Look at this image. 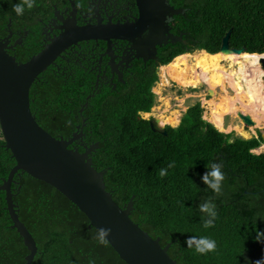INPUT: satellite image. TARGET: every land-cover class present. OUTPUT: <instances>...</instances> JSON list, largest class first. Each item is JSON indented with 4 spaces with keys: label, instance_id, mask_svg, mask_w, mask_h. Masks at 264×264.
Masks as SVG:
<instances>
[{
    "label": "trees",
    "instance_id": "16d2710c",
    "mask_svg": "<svg viewBox=\"0 0 264 264\" xmlns=\"http://www.w3.org/2000/svg\"><path fill=\"white\" fill-rule=\"evenodd\" d=\"M18 2L0 0V32L10 20L15 24L27 16L28 10L22 16L13 11ZM178 2V9L188 11L175 18L174 27L194 41L190 48L180 42L162 48L157 66L195 51L217 54L229 30L231 48L264 54V0ZM26 28L34 32L36 27ZM157 66L135 71L119 92L91 98L90 91L73 96L72 89L50 73L49 83L31 89V112L56 139H69L84 124L85 144L76 147L83 152L85 145L98 143L90 158L97 171L107 170L106 190L119 207L134 197L131 220L153 239L160 238L162 247L171 244L168 254L177 264H254L264 255V245L255 241L257 230L264 231V153L252 151L264 145V138L259 134L232 140L231 134L220 132L226 130L204 120L199 103L188 108L177 127L166 126V136L153 132L141 114L155 104ZM0 138L1 185L16 162L4 147L1 131ZM213 162L222 164L225 175L219 195L201 181ZM161 169H167L166 176L159 175ZM11 190L19 219L37 245L32 264H125L108 243H98L85 215L50 185L19 172ZM209 198L217 219L214 227L205 229L206 214L198 206ZM11 225L5 192L0 191V264H24L29 252ZM191 235L214 239L216 251L199 255L188 249L185 241Z\"/></svg>",
    "mask_w": 264,
    "mask_h": 264
},
{
    "label": "water",
    "instance_id": "95a60500",
    "mask_svg": "<svg viewBox=\"0 0 264 264\" xmlns=\"http://www.w3.org/2000/svg\"><path fill=\"white\" fill-rule=\"evenodd\" d=\"M143 8V22L153 29L155 44L185 43L182 36L166 35L167 17L183 15L182 9H175L166 0H139ZM127 29H126V28ZM117 25L98 26L67 31L66 36L57 38L27 63L18 64L5 51L0 41V131L5 141V149L11 152L16 164L0 185L5 192L6 210L15 229L22 237L29 252L24 264H32L37 254V245L26 226L20 221L18 206L13 202L11 185L17 173L42 181L74 204L89 221V229L109 228L111 235L108 244L125 264H177L168 254L171 244L162 247L160 238L153 239L147 232L130 218L134 207L133 198L119 207L113 200L112 193L106 190L104 176L107 170L97 171L90 155L98 148V143L84 146L80 152L74 143L84 136L83 126H77L69 139H56L46 132L36 121L30 109V88L37 76L71 44L79 40L92 39L102 35L107 38H126L130 27ZM99 35V36H97ZM231 30L222 39L218 53L224 55L245 54V48H231L229 45ZM129 36V34H128ZM259 55V54H257ZM260 64L264 70V54ZM162 67V66H161ZM264 80V78H263ZM209 90V95H212ZM87 106V103L85 104ZM83 110V109H82ZM80 110V113L82 112ZM237 116L246 126H254L249 115L238 113ZM160 120H150V128L166 136V126ZM73 146L72 148H69ZM20 187L18 188V190Z\"/></svg>",
    "mask_w": 264,
    "mask_h": 264
},
{
    "label": "flooded vegetation",
    "instance_id": "af4514ba",
    "mask_svg": "<svg viewBox=\"0 0 264 264\" xmlns=\"http://www.w3.org/2000/svg\"><path fill=\"white\" fill-rule=\"evenodd\" d=\"M166 1L178 9L179 0ZM32 9L25 8L28 10L26 17L15 24L10 20L7 30L0 32V41L5 45L6 53L18 64L27 63L57 38L66 36L70 27L82 29L117 25L130 29L129 33L127 31L122 35L126 38L112 39L103 37L110 35H97L99 37L79 40L67 46L37 76L30 92L39 82L49 83L51 74L69 86L73 96L85 95L89 91L90 98L119 92L135 71L157 66L161 49L171 45L162 41L161 45L155 44L153 29L148 26V22L142 23L143 8L139 0H35ZM182 10L183 15L188 11ZM176 17L166 18L165 36H182L185 41L182 44L190 48L194 40L185 39L187 33L174 27ZM28 25L36 27L34 32L26 28ZM34 42L37 43L36 47ZM160 67L157 66L156 71ZM81 144H85L82 139L73 146L80 147Z\"/></svg>",
    "mask_w": 264,
    "mask_h": 264
},
{
    "label": "rangeland",
    "instance_id": "374dc122",
    "mask_svg": "<svg viewBox=\"0 0 264 264\" xmlns=\"http://www.w3.org/2000/svg\"><path fill=\"white\" fill-rule=\"evenodd\" d=\"M196 52L198 51H195L193 53L195 54ZM193 53H187V54H193ZM204 54H206L208 57L199 60V71L203 74L204 77L209 78L208 76V70H209V73L211 75L209 81H215L213 77L218 80L219 88H216V90L214 91L215 99L212 98V96L214 95H209V87L203 83H200V85L198 84L195 87H186V86L179 87L174 81L170 80L169 78L164 79L161 75L162 67H160L157 70L158 81L154 84L152 88V92L155 95V104L149 113L141 114V117L146 120H153L155 118H158L160 119L159 124L161 126L165 125L175 128L179 125L181 118L186 113L188 108L192 107L196 103H199L203 110V118L204 120L207 121L211 114V106H210L211 104L215 105L214 109L216 114H222L225 113L226 111L228 112L233 111L235 110V106L234 104H232V101L238 100L240 97V92L243 91V93L247 95L248 98H250L248 96L249 93L251 94V96L257 97L255 103H261L260 107L262 109L260 110L262 111V113H259L261 115L259 114L256 115L255 113H253L254 115L253 116L252 112L250 113L249 109L244 108L241 110L238 108V110H236L234 114L224 116L223 126L226 131L224 132L220 131V132L224 134H231L232 140H234L235 138H242L244 140H249L252 138H257L259 134L262 135L264 138V80H263L264 70L263 71L261 70L262 71L261 73L258 68L255 69L253 65L250 64L251 67L250 65H248V60L251 61L250 57H254L257 59L260 58V56L259 55L255 56L250 54L235 55L237 57L233 56L234 60L232 63L226 61L224 62L219 61L217 63L214 59H216V57L224 56V54L217 53L214 55H208L205 52ZM241 57H243L244 59H241ZM235 58L237 61L235 60ZM253 63L256 64L255 62ZM250 70H252L253 72H257V75L251 74ZM231 71L239 72L240 77H243L246 82L243 81L244 82L243 84L239 83L238 77H232L229 75L228 72ZM248 79L250 81L252 80V83H254L255 79L257 80L256 86L253 87V90H252V83L249 82ZM241 85L243 89H241ZM223 97H229L233 99L231 101H228L229 98H226L223 102H220L219 100H222ZM239 110H241L240 113L247 112L243 114L249 115L252 121L255 123V125L246 126L243 123V121L237 116V112H239ZM171 112L172 114L177 113L179 115V122L173 126L165 122L167 118L172 117ZM210 123L212 124V122ZM240 128L245 132L247 137H243L240 132L238 133L237 129ZM263 147L264 145L253 150L252 152L257 155L262 154L264 153Z\"/></svg>",
    "mask_w": 264,
    "mask_h": 264
},
{
    "label": "bare ground",
    "instance_id": "6f19581e",
    "mask_svg": "<svg viewBox=\"0 0 264 264\" xmlns=\"http://www.w3.org/2000/svg\"><path fill=\"white\" fill-rule=\"evenodd\" d=\"M245 54L246 55H249L248 53H245ZM245 54H240V55H245ZM235 55L236 54L224 55V56L216 57V59H214V60L217 63L219 61H222V62L226 61V62L232 63L233 60H234V57H237ZM250 55H254V54H250ZM207 57L208 56L206 54H204V52H201V51H198L195 54L194 53L193 54H184V55L178 56L170 64L165 65L164 67L162 66V74L161 75H162V77L164 79L165 78H169L170 80L174 81L179 87H183V86H186V87H195L196 85H198V84L200 85V83H203V84H205V85H207L209 87V90H211L212 93H213L212 95H214V93H215L214 91L216 90V88H219L218 80L215 79L212 76L215 81H209V78H211V75L209 73V70H208V76H209V78L204 77L203 74L199 71V60L200 59L207 58ZM241 59H244V58L241 57ZM260 59L261 58H257L256 59L254 57H250V60L251 61L248 60V65H250V64L253 65L255 67V69L258 68L259 71L262 73L263 69H262L261 64H260ZM235 60H236V58H235ZM253 62H255L256 64H254ZM251 65H250V67H251ZM228 73L232 77H238L239 83L243 84L244 82H246L243 77H240V73L239 72H237V71H231V72H228ZM250 73L253 74V75L254 74L257 75V72H253L252 70H250ZM230 79H231V77H230ZM249 82L252 83V80L251 81L249 80ZM215 83H217V84H215ZM256 83H257V80L255 79L254 80V83H252V90H253V87L256 86ZM236 89H237V86H236ZM241 89H243L242 85H241ZM248 96L251 99L248 98L247 95H245L243 93V91L240 92L239 99L236 100V101H232V104H234V106H235V110L230 111V112L226 111L225 114H223V116H219V117H217V115H216V112H215V109H214L215 105H212L211 104L210 105L211 106V114H210L209 119L212 121V123L216 127L222 128V129L225 130V128L223 126L224 125L223 124L224 116L225 115L234 114V112L236 110H238V108L241 109V110L244 109V108L245 109H249L250 110V113L252 112V115H253V113H255L256 115L259 114V113H262V111L260 110V109H262L260 107L261 103H255L257 97L251 96L250 93H249ZM212 98L215 99V95L212 96ZM226 98H229V97H223L222 100H219V101L220 102H223ZM253 98H254V100H253ZM232 99L233 98H229L228 101H231ZM241 110H239V112ZM172 112H171V114H172ZM239 112H237V114ZM242 113H247V112H242ZM143 114H146V113H143ZM259 115H261V114H259ZM165 122L168 123V124H170V125H172V126L173 125H176L179 122V115L177 113L172 114V117L167 118L165 120ZM237 131H238V133L240 132L243 137H247V135L245 134V132L241 128L240 129H237ZM250 131H252V130H250Z\"/></svg>",
    "mask_w": 264,
    "mask_h": 264
},
{
    "label": "clouds",
    "instance_id": "9594fccd",
    "mask_svg": "<svg viewBox=\"0 0 264 264\" xmlns=\"http://www.w3.org/2000/svg\"><path fill=\"white\" fill-rule=\"evenodd\" d=\"M35 5V0H19L18 3L13 5V11L17 16H22L25 12V8L32 9ZM174 167L173 164H169L168 168ZM222 164L213 162L211 165L206 166L207 171L201 176V181L208 189H211L216 195L222 192V182L225 179V175L222 171ZM161 177L167 175V169H161L159 172ZM199 211L205 215L203 219V226L205 229L212 228L215 225L217 219L216 205L209 198L199 206ZM95 239L100 245H106L108 243L107 238L111 235V229L99 228L96 230ZM255 241L264 245V231L257 230L255 235ZM188 249H194L199 255H207L208 253L215 252L217 249V243L214 239L208 236H189L185 241ZM89 264H95L94 260H90ZM254 264H264V255L260 259H257Z\"/></svg>",
    "mask_w": 264,
    "mask_h": 264
}]
</instances>
